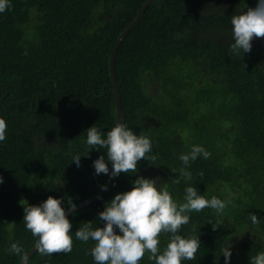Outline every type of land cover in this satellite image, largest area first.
<instances>
[{
	"label": "trees",
	"instance_id": "16d2710c",
	"mask_svg": "<svg viewBox=\"0 0 264 264\" xmlns=\"http://www.w3.org/2000/svg\"><path fill=\"white\" fill-rule=\"evenodd\" d=\"M146 1L11 0L0 13V118L7 124L0 142V264L20 263L8 251L12 242L25 253L35 245L23 207L52 196L67 210L106 183L108 175L93 167L105 150L88 152L85 130L95 124L106 133L117 123L110 56ZM255 5L155 0L149 6L117 51L116 76L123 122L150 137L148 155L156 158L141 159L136 173L112 178L102 196L68 215L71 252L36 251L28 264H94V242L76 239L75 231L88 221L99 226L105 203L150 170L178 202L188 185L226 202L222 213L206 207L189 214L180 234L199 237L200 248L182 264H224L226 246L230 264H250L251 255L264 252V48L252 43L244 56L229 49L232 15ZM193 145L211 155L191 162L186 179L179 155ZM169 236L160 234L161 249ZM139 264L154 261L146 253Z\"/></svg>",
	"mask_w": 264,
	"mask_h": 264
},
{
	"label": "clouds",
	"instance_id": "9594fccd",
	"mask_svg": "<svg viewBox=\"0 0 264 264\" xmlns=\"http://www.w3.org/2000/svg\"><path fill=\"white\" fill-rule=\"evenodd\" d=\"M11 7V0H0V13ZM232 43L230 52L234 55L249 53L254 38H264V0H256L255 7L231 17ZM7 124L0 118V142L6 139ZM86 144L89 150L104 149L106 155H100L93 161L95 174L110 175L112 178L123 173H136L141 159H155L152 153V141L144 134H137L124 122H117L104 133L95 124L86 130ZM211 153L202 145H193L190 151L181 153L180 176L191 179V162L202 156L209 158ZM82 155L76 154L72 162L79 167ZM71 162V163H72ZM111 164V171L109 169ZM203 175V173H201ZM159 179L139 176L132 181L130 190L115 194L105 203L99 212V226L92 221L83 223L76 231L75 238L82 242L93 241L89 254L94 264H139L145 254L154 264H182V261L194 260L200 248L199 237L180 234L183 225L190 221V213L212 208L222 213L226 202L216 196L207 198L201 195L195 186L185 188L183 202L175 200ZM4 177L0 175V184ZM175 183L180 180L176 179ZM107 190V185H101ZM72 209L75 208L71 204ZM23 222L33 237L35 248L42 255L69 253L72 251V223L62 206V199L49 196L39 204L23 207ZM257 222L255 213L251 214ZM170 234L162 249L159 246L160 234ZM8 251L18 255L22 264H28V255L18 242H12ZM224 264H230L232 249H223ZM250 264H264V252L250 256Z\"/></svg>",
	"mask_w": 264,
	"mask_h": 264
},
{
	"label": "water",
	"instance_id": "95a60500",
	"mask_svg": "<svg viewBox=\"0 0 264 264\" xmlns=\"http://www.w3.org/2000/svg\"><path fill=\"white\" fill-rule=\"evenodd\" d=\"M155 2V0H147L144 5L142 6L141 10L139 11L138 15L136 16V18L126 27V29L121 33V35L119 36V38L117 39L112 52H111V56H110V69H111V75H112V79H113V83H114V92L116 95V108H117V122H123V106H122V99H121V95H120V89L118 86V79L116 76V54L117 51L120 47V45L122 44V42L124 41V39L127 37V35L129 34V32L138 24V22L140 21V19L143 17V15L145 14L146 10L149 8V6L151 4H153ZM110 171H111V166H110ZM112 181V177L110 175H108V178L106 180V183L104 185H107V188L109 186V184ZM105 192L104 189H99L95 194H93L92 196L80 201L79 203L75 204V208L72 209L71 207H69L66 210V214L70 215L74 210H77L89 203H91L92 201H94L95 199H97L98 197L102 196L103 193ZM36 248L35 245L28 251L27 255H28V261L30 260V258L32 257V255L36 252ZM19 264H22V262L20 261Z\"/></svg>",
	"mask_w": 264,
	"mask_h": 264
},
{
	"label": "rangeland",
	"instance_id": "374dc122",
	"mask_svg": "<svg viewBox=\"0 0 264 264\" xmlns=\"http://www.w3.org/2000/svg\"><path fill=\"white\" fill-rule=\"evenodd\" d=\"M256 38L253 39L252 43L254 45H256L257 47H263L264 48V44L263 42H260L259 40H255ZM155 175V176H153ZM157 173L153 170H150L147 172V176H145V178H154L156 179Z\"/></svg>",
	"mask_w": 264,
	"mask_h": 264
}]
</instances>
